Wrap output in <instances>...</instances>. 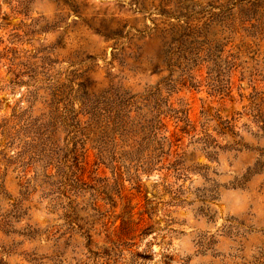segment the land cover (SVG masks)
I'll return each mask as SVG.
<instances>
[{
  "label": "rangeland",
  "instance_id": "1",
  "mask_svg": "<svg viewBox=\"0 0 264 264\" xmlns=\"http://www.w3.org/2000/svg\"><path fill=\"white\" fill-rule=\"evenodd\" d=\"M257 108L264 0H0V264H264Z\"/></svg>",
  "mask_w": 264,
  "mask_h": 264
},
{
  "label": "trees",
  "instance_id": "2",
  "mask_svg": "<svg viewBox=\"0 0 264 264\" xmlns=\"http://www.w3.org/2000/svg\"><path fill=\"white\" fill-rule=\"evenodd\" d=\"M228 62H226V65L228 66ZM227 91H229V87H226ZM256 111L253 113V122L256 124L258 131L261 132V136L264 137V110H261L259 108L255 109ZM172 113V118L175 121L176 128L179 127V131L181 133H187L188 128H189V122L186 117V113L182 110H175V109H170ZM161 115L158 114V121L157 124L155 125H150L147 130L149 132L147 133V136L141 140V142H148L147 144L150 145L155 141V151H158V168L159 170H162L166 168L167 170H176L177 171V166L179 165V162H173L168 164L167 167H165L164 163L165 161L173 155H175L176 150H172L173 146H176L174 144V141H171L170 138L167 136L163 135L166 132L165 129V124L163 122V119L160 117ZM231 121H223L220 123L221 128L218 131V134L220 136H225L227 134H232L236 135V133L233 132V127L231 124ZM175 135V134H174ZM172 137V136H171ZM209 136L200 139L199 141L202 143V150H210L208 151L210 154L213 153L214 151H211L214 149L216 146L214 145L215 140H210L208 138ZM179 139H175V142H178ZM115 143V142H114ZM112 143V144H114ZM116 144H114L115 147ZM101 146V145H100ZM167 147V149H165ZM101 150V148H100ZM208 153V154H209ZM207 155V153H206ZM209 157V155H208Z\"/></svg>",
  "mask_w": 264,
  "mask_h": 264
}]
</instances>
